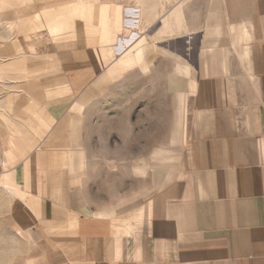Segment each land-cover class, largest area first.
<instances>
[{
  "label": "crops",
  "instance_id": "crops-1",
  "mask_svg": "<svg viewBox=\"0 0 264 264\" xmlns=\"http://www.w3.org/2000/svg\"><path fill=\"white\" fill-rule=\"evenodd\" d=\"M29 1L0 0L24 29L0 74L31 83L35 137L27 149L9 116L23 157L3 177V264H264V0H220L208 45L169 64L146 145L145 126L92 123L107 82L152 48H117L123 6Z\"/></svg>",
  "mask_w": 264,
  "mask_h": 264
},
{
  "label": "rangeland",
  "instance_id": "rangeland-1",
  "mask_svg": "<svg viewBox=\"0 0 264 264\" xmlns=\"http://www.w3.org/2000/svg\"><path fill=\"white\" fill-rule=\"evenodd\" d=\"M83 1L94 5L96 8L103 2L110 3L112 6L115 4L123 6V16L121 7H119L120 33L118 36L120 40L118 39L116 43L117 48L119 47L123 51L125 44L132 43L133 47L139 48L152 46L146 53L143 64H137L123 74L112 76L107 82L104 94L106 96L100 98L101 100L97 104L99 108L105 110V117L97 116V118L92 119V123L98 125L145 126L143 137L146 145L150 141L151 126H157L162 122L160 116L163 113L164 104L156 97H162L163 93L166 92L164 82L167 79L169 64L171 61L181 60L185 56L195 60L199 48H205L208 45L205 38L207 29L219 24L221 20L220 0H184V2L183 0ZM28 2L31 3L29 0ZM26 9L27 13H31L30 7ZM23 11H21L22 14ZM176 12L182 18V28L180 31L176 28L173 34L177 35L163 37L160 39L162 42L155 44L154 39L163 30L166 20L174 17ZM8 18L12 19L13 15L10 16L7 11H0V63H13L15 57H18L12 53L13 47L10 45L17 41V36L24 30L19 25L17 28H11L10 24L15 23L8 21ZM95 20L98 22L97 17ZM184 24L195 31L194 34L190 35V39L187 37V43H185V38H178L186 28ZM153 43L157 47H154ZM185 47L190 50L185 51ZM30 87L31 83L21 77L17 69L0 74V217L9 201L8 191L12 193V189L3 180L4 174L23 157L16 149L10 147V131L13 126L9 116L16 120L21 132V141L27 146V149H30L35 141L33 132L20 117L25 113V107L29 102ZM9 97L15 101L11 111L6 102ZM15 114H18V118L14 117ZM115 136L117 139H113L114 142L119 140V135H113V138ZM128 136L132 135L129 134ZM150 184L152 185L151 181ZM7 237L0 219V264H3L8 256Z\"/></svg>",
  "mask_w": 264,
  "mask_h": 264
},
{
  "label": "bare ground",
  "instance_id": "bare-ground-1",
  "mask_svg": "<svg viewBox=\"0 0 264 264\" xmlns=\"http://www.w3.org/2000/svg\"><path fill=\"white\" fill-rule=\"evenodd\" d=\"M176 28H178L179 31L182 28V18L177 12L174 14V17L166 20L165 25L163 27V30L160 32V35L173 33V32H175ZM183 33H188L189 35H191L194 33V31H191L188 28H184Z\"/></svg>",
  "mask_w": 264,
  "mask_h": 264
}]
</instances>
